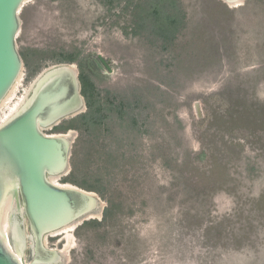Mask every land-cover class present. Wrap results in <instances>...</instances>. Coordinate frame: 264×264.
<instances>
[{"label":"rangeland","instance_id":"374dc122","mask_svg":"<svg viewBox=\"0 0 264 264\" xmlns=\"http://www.w3.org/2000/svg\"><path fill=\"white\" fill-rule=\"evenodd\" d=\"M180 1L187 29L171 55L124 33L129 16L122 5L109 12L101 0H27L20 11L17 46L29 65L23 56L21 86L0 124L40 73L66 64L48 59L61 54L79 52L72 64L81 74L85 61L84 72L104 93H140L150 104H140L139 131L128 140L117 143L125 136L118 130L81 146L87 175L78 178L114 192L121 212L99 228L73 227L66 264H264V141L259 132L247 139L253 127L213 122L206 112L211 106L219 115L224 90L264 105V0ZM219 2L226 10L211 13ZM97 56L110 71L92 65ZM215 159L227 170L221 189L195 179V168L208 169ZM64 177L58 183L65 185ZM64 236H48L45 244L61 250Z\"/></svg>","mask_w":264,"mask_h":264},{"label":"water","instance_id":"95a60500","mask_svg":"<svg viewBox=\"0 0 264 264\" xmlns=\"http://www.w3.org/2000/svg\"><path fill=\"white\" fill-rule=\"evenodd\" d=\"M25 3L0 0V105L23 72L17 35ZM79 75L73 64L48 67L0 124V264H66L71 238L62 251L48 248L45 238L71 224L102 219L106 205L97 194L51 182L71 170L75 131H44L86 112Z\"/></svg>","mask_w":264,"mask_h":264},{"label":"trees","instance_id":"16d2710c","mask_svg":"<svg viewBox=\"0 0 264 264\" xmlns=\"http://www.w3.org/2000/svg\"><path fill=\"white\" fill-rule=\"evenodd\" d=\"M101 3L109 12L114 7L122 5L121 10L128 13L127 15L129 16L127 25L122 28L124 33L127 36L131 35L139 38L147 50H153L163 55H171L174 52L176 43L187 29V16L180 0H101ZM217 5L218 8L210 10L211 13L213 12L214 14L219 8L226 10L224 4L219 2ZM37 53V51L33 50L28 51L31 57ZM21 56L26 58V54H21ZM78 56L79 52H76L69 55L61 54L59 57L51 56L48 59L50 61H62L61 63L72 64L77 61ZM46 59L41 61L44 62ZM84 63L85 61L80 65L82 70L79 78L82 87L81 94L86 103V112L64 120L54 127L57 132L66 133L69 130L78 132V137L71 151V171L62 179V183L71 184L86 191L96 192L107 205L103 210L100 221L95 219L85 221L76 228L77 233L85 228H99L112 221L121 212V204L114 201V192L104 193L99 190L95 182L90 184L84 180L85 178H78L80 174L82 177L87 175L86 170L81 168L84 159L79 155L81 146L85 142L95 145L102 140L103 136L112 135L114 131L118 130L125 136L122 138L123 140L115 141L121 143V141L128 140L135 135V131H139V122L143 116L142 110L139 109L140 104L145 103L147 107L150 106L149 101L140 93L133 94L131 98L119 97L118 99L114 95L110 96L108 92L104 93L99 90L96 84L92 82L90 74L84 72ZM26 65H29L27 58ZM92 65L97 68L93 62ZM34 71L33 68L29 70L26 80L33 76ZM232 93L228 90L221 92L219 96H222L221 100L223 103L221 104L219 115H215L212 107L207 106V118L211 119V121L213 120V122L216 117L224 118V120L228 118L231 125L241 123L238 124L239 130L243 129V131L253 127V130L249 129L246 135L247 139L251 134L259 132L260 140L258 141H264V105L258 102H248L242 97L232 96ZM148 119L149 116L144 117L143 122L145 120L148 121ZM117 125H119L118 128ZM236 136V134H232V137ZM119 137H122V135H119ZM200 139L204 140V136H200ZM226 171L225 164L215 159L208 169L200 171L195 168V179L198 183L204 182L213 185L214 189H221L228 180Z\"/></svg>","mask_w":264,"mask_h":264},{"label":"bare ground","instance_id":"6f19581e","mask_svg":"<svg viewBox=\"0 0 264 264\" xmlns=\"http://www.w3.org/2000/svg\"><path fill=\"white\" fill-rule=\"evenodd\" d=\"M27 1V0H26ZM229 1V0H227ZM237 0H231L229 2H231L232 4L233 3H237L236 2ZM228 3V2H227ZM22 78H23V74L21 73L18 80L16 81V83L14 84L12 90L10 91V93L7 95V97L4 99V101L2 102V104L0 105V113L3 111V109L5 108H8L9 105L12 103L13 99L15 98L16 96V93L18 92V88L21 86V82H22ZM32 86V85H31ZM25 96H23L22 98H20L19 100H17V102L11 107L9 108V112L7 114L4 115V117L1 119V123L2 122H5L8 118H10L19 108L21 102L23 101ZM59 178V177H58ZM58 178L57 179H53L51 180V182L53 184H56V185H62L60 183H58ZM65 185H69V184H65ZM93 217H97L95 215H93ZM76 224H71L61 230H58V231H55V232H52L51 234H49L48 236H51V235H58V234H64V240L67 242V239L68 238H71V235H70V231L72 230L73 227H75ZM48 236L46 238H48ZM45 238V240H46ZM72 240V239H71ZM72 243V242H71ZM66 246V245H65ZM64 249V248H63ZM63 249L59 250V251H62ZM58 250V249H57ZM68 251V250H67Z\"/></svg>","mask_w":264,"mask_h":264},{"label":"flooded vegetation","instance_id":"af4514ba","mask_svg":"<svg viewBox=\"0 0 264 264\" xmlns=\"http://www.w3.org/2000/svg\"><path fill=\"white\" fill-rule=\"evenodd\" d=\"M92 62L97 66V68H99V66H102V67H104V68L107 67V66H106L107 64L105 65L104 62H101V61L98 59V56H97L96 59H93ZM15 223H17V222L15 221ZM17 226L20 227V226L18 225V223H17Z\"/></svg>","mask_w":264,"mask_h":264}]
</instances>
